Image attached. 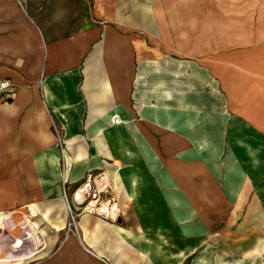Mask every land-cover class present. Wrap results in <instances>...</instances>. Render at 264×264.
Segmentation results:
<instances>
[{"label":"crops","instance_id":"1","mask_svg":"<svg viewBox=\"0 0 264 264\" xmlns=\"http://www.w3.org/2000/svg\"><path fill=\"white\" fill-rule=\"evenodd\" d=\"M193 6L0 0V80L15 86L0 97V216L24 205L36 229V216L61 217L63 189L104 170L129 215L171 217V225L83 224L85 248L72 240L53 263L212 264L210 237L197 255L193 239L211 231L212 216L222 217L220 243H235L218 264L262 262L264 194L244 191L242 164L216 183L204 162L212 136L222 137L212 150L227 136H264V0H202L197 28L178 15ZM196 72L219 73L217 107ZM25 233L9 231L0 264L36 253V234Z\"/></svg>","mask_w":264,"mask_h":264},{"label":"rangeland","instance_id":"2","mask_svg":"<svg viewBox=\"0 0 264 264\" xmlns=\"http://www.w3.org/2000/svg\"><path fill=\"white\" fill-rule=\"evenodd\" d=\"M178 15L180 17H186L189 15L196 23V28L198 27L197 22L201 21L203 18V8L202 0H195V7L189 9L187 14L186 8H179ZM196 86L205 87V94H209L211 98V106H218V95H219V73L218 72H209L195 73ZM208 91V92H207ZM219 136H212L211 141L214 146V143L220 142ZM235 138H239L243 141L244 145H248L249 149L253 150V154L246 149L245 146H239L235 142ZM220 148L207 151V158L204 162L206 166L207 174L213 180V182L218 183L221 179H232L234 171L229 166H232L234 163L243 165V187L245 192L260 193L264 194V136H227L225 142L220 143ZM85 184H92L98 192L99 203L109 202L114 199L117 202L118 213L117 217L103 219L100 214H88L82 212L81 210L75 209L72 204L71 197L75 190L80 188V186ZM119 185L113 182V179L104 170L99 171H89L85 176L80 180L74 187V189L69 192L67 190H62L60 201L64 205L63 214L60 216L48 215V216H36L32 221L37 222V227L34 229V226L31 222L24 221V213L28 214V207L24 205H18L7 211L14 212L11 215V219L5 221V223L0 224V240L3 239L4 242H0V256H6L3 251L4 245L9 242V231L13 233L16 237L23 238L26 237L28 233H35L37 238V249L36 253L24 260L22 263L18 264H56L53 263V257L58 256L61 249L68 244V242L74 240L79 246L85 248V241H83L84 232H82L81 225L89 226L90 224L97 223H112L116 225H124L129 223H146L147 225L153 222V220L162 218V223L164 225H171V217L167 215L153 217V216H133L129 215L128 210L123 209V201L119 195ZM66 195V197H65ZM58 202V201H56ZM72 208V211L69 210V206ZM84 216H89V220H82ZM56 217V218H55ZM242 222L248 221L250 223L251 216H242L240 217ZM262 218V217H261ZM222 219V217H221ZM220 217L212 216L210 217V232H196L194 236V245L197 252L196 255L201 251L204 240L210 237V256L212 264H218L217 260L220 256L224 255L225 250L228 255H234L235 243H227L226 246L223 243H220L219 239L222 233L218 230L219 224H222ZM62 220V221H61ZM202 222V217H196V222ZM49 225L50 230L42 232L40 229L41 225ZM21 227L24 228V231H21ZM88 235L90 233H87ZM149 236L153 237L154 233H146ZM169 234V233H168ZM235 234V233H231ZM261 245H264V232H259L257 237ZM166 233L163 235L164 245L169 244V240ZM250 239V236H249ZM18 242V240H16ZM205 242V246H206ZM261 247V246H260ZM262 254V253H261ZM260 254V255H261ZM261 260L259 264H264V254L261 255ZM234 258H230V262ZM104 264H110V262L102 258Z\"/></svg>","mask_w":264,"mask_h":264},{"label":"built area","instance_id":"3","mask_svg":"<svg viewBox=\"0 0 264 264\" xmlns=\"http://www.w3.org/2000/svg\"><path fill=\"white\" fill-rule=\"evenodd\" d=\"M15 92V86L8 80H0V97L1 98H9L11 95H13ZM88 186L84 191L78 193L77 198V191L83 187ZM80 186L75 192L73 193L71 197V201L75 209L81 210L82 212L88 213V214H100L103 219H109L117 217V214L115 213V209L112 208L113 199L109 202L105 203H99L98 199V192L94 188L92 184H85ZM66 197V195H65ZM69 206V205H68ZM102 208L101 211L97 212V208ZM69 210L72 211V208L69 206ZM118 213V208L117 211Z\"/></svg>","mask_w":264,"mask_h":264},{"label":"bare ground","instance_id":"4","mask_svg":"<svg viewBox=\"0 0 264 264\" xmlns=\"http://www.w3.org/2000/svg\"><path fill=\"white\" fill-rule=\"evenodd\" d=\"M88 186H90V185H85V186H83V187H81L78 191H77V198H78V193H80V192H82V191H84ZM112 205V208H114L115 209V213L117 214V202L113 199V203L111 204ZM103 208V207H102ZM101 207L100 208H97V212H99V211H101V209H102ZM104 209V208H103ZM8 218H10V215L9 216H0V224H3L2 223V221L3 222H5V220L6 219H8Z\"/></svg>","mask_w":264,"mask_h":264}]
</instances>
